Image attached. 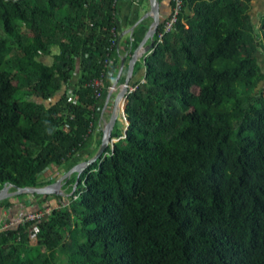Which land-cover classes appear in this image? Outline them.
Returning <instances> with one entry per match:
<instances>
[{"label":"trees","instance_id":"trees-1","mask_svg":"<svg viewBox=\"0 0 264 264\" xmlns=\"http://www.w3.org/2000/svg\"><path fill=\"white\" fill-rule=\"evenodd\" d=\"M123 1L0 0V191L44 187L95 157L125 82L106 104L113 64L130 61L145 26L119 48ZM251 11L183 0L161 42L170 15L160 22L133 69L128 125L117 120V141L63 195L24 193L51 213L0 230V264H264V15L259 28Z\"/></svg>","mask_w":264,"mask_h":264},{"label":"water","instance_id":"water-1","mask_svg":"<svg viewBox=\"0 0 264 264\" xmlns=\"http://www.w3.org/2000/svg\"><path fill=\"white\" fill-rule=\"evenodd\" d=\"M149 4H150V14L146 18L151 19L153 21V23L150 25L143 42H141L139 44L138 48H136L132 57L130 58L127 77L125 79L124 84H122L117 97L115 98V104H114V108L112 111V115H111L109 121L105 124V126L103 128V137H102L101 147H100L99 151L97 152V154L95 155V157L89 161L79 163L78 165L73 167L63 178L58 179L54 183L46 185L44 187H40V188H30V187L18 188V187H14L12 185H5L3 187V189L0 191V202L5 200V199H10V198L22 195L24 193L38 194V195H63L64 192L62 191V181L65 178L71 176V174H73V173H77L78 174L77 182H76V185H77L78 180H79V175L81 173H83L88 168L89 165H91L94 162H97L100 158H102V156L105 157L104 153L107 150V148L115 143L112 139V132H113L114 126L118 120V109L120 106V102H122L124 100V106H126L127 95L129 92V87H130V82H131L134 66L140 58H142V57H144V55L148 54L152 50V48L154 47V44L151 43L149 47L144 49V47L146 46V43H148L150 40L151 41L154 40V37H155L157 30L160 26V22H161L160 21V10H159L158 0H149ZM145 19L141 20V22L137 26H139L140 24H143ZM124 66H125V59H122L121 68L118 72V77H117L116 81L114 82L113 88L108 95L106 104L109 103L110 97L118 85V82H119V79L122 75ZM12 188H14V191H11Z\"/></svg>","mask_w":264,"mask_h":264},{"label":"crops","instance_id":"crops-1","mask_svg":"<svg viewBox=\"0 0 264 264\" xmlns=\"http://www.w3.org/2000/svg\"><path fill=\"white\" fill-rule=\"evenodd\" d=\"M254 0H252V6H253ZM148 5V10H145V5ZM159 10H160V21H165L166 19H168L169 15H170V6H169V0H162L161 3H159ZM150 14V4H149V0H124L120 5H119V16H118V21L120 23V44H119V48H121L122 50H124L125 48V42L127 39H131L132 34L135 30V27L141 22V20L145 19L146 17H148ZM153 23V21L149 18H146L143 22V24H145L144 28L140 30V42H143L144 37L146 32H148V28L150 27V25ZM136 24V25H135ZM150 46V42L146 43V46L144 47L147 48ZM124 58V57H123ZM121 63L122 62H118L117 64H113L112 68H115L116 73L120 70L121 68ZM128 68H129V62L125 64L124 68H123V72L125 74V79L127 77V73H128ZM142 70L136 74L135 76V81H139L143 76L144 73L142 74ZM111 80V84L113 85V83L115 82L116 76H114L113 78H110ZM33 199V198H32ZM10 201L14 200V198H10ZM30 204L32 203V205H29L26 202H23V205H21L18 201L14 202L16 204V206H19L20 209L18 210H23V206L24 203L27 205H29L31 207V209H34V207H36V202L33 204V201L30 199ZM35 205V206H34ZM17 210V211H18ZM26 211H29V208L25 209ZM16 211V210H14ZM6 212L8 213H12L11 210H1L0 209V222H4V220H6ZM19 212V211H18Z\"/></svg>","mask_w":264,"mask_h":264},{"label":"built area","instance_id":"built-area-1","mask_svg":"<svg viewBox=\"0 0 264 264\" xmlns=\"http://www.w3.org/2000/svg\"><path fill=\"white\" fill-rule=\"evenodd\" d=\"M173 7L171 9V14L169 19L164 23L163 25V29L161 31V33H159V42L162 41V39L164 38L165 35H167L168 33L172 32L174 30V27L176 25V23L178 22V18L182 12L183 9V0H173ZM101 85V82L97 81L95 83V86L99 87ZM135 90L134 87H130L129 88V93H132ZM122 109V117L124 118V120L127 122V118H126V114L124 112V108ZM114 142H116L117 140H113ZM52 208H46L44 210H38V211H34L32 213L29 214H22L19 215L18 218L15 219H11L9 221H4L3 224L0 226V230H7L10 229L20 223H25L28 221H39L42 219H45L46 217H48L51 213Z\"/></svg>","mask_w":264,"mask_h":264},{"label":"rangeland","instance_id":"rangeland-1","mask_svg":"<svg viewBox=\"0 0 264 264\" xmlns=\"http://www.w3.org/2000/svg\"><path fill=\"white\" fill-rule=\"evenodd\" d=\"M145 10H148V5L146 4L145 5ZM264 15V0H254V3H253V6H252V11H251V17H252V19H253V23L255 24V25H258L259 26V28H261L262 26V24H261V20L259 19L260 18V16H263ZM57 52V51H56ZM258 56H259V61H260V64H261V66H262V69L264 70V54H258ZM44 61H46L47 63H50L51 62V59H48V58H44L43 59ZM143 72H142V74L145 72V70L143 69L142 70ZM119 89V88H118ZM69 93L71 94V92L69 91ZM118 93H119V90H117L116 91V95H115V98L117 97V95H118ZM59 99V96L58 97H56L55 99H52V100H49V101H45V104L47 105V106H50L51 104H53V103H55L57 100ZM120 106H121V104H120ZM120 114V115H119ZM118 115H119V121L122 123V125H124L125 127L127 126V122L124 120V118L122 117V109L120 108V109H118ZM105 118L106 119H108L109 120V118H110V116H109V114H106L105 115ZM94 138H95V136H94ZM93 138V139H94ZM91 149L92 150H94V151H96V154H97V152L99 151V148H98V142H97V140H96V138L94 139V143H93V145L91 146ZM79 163H77L76 165H78ZM55 168H54V170L52 169H49V171H48V175L50 174H52L53 172L55 173ZM59 173H57V171H56V176L58 175ZM33 197H31V195H26V194H23V195H20L18 198H14V202H17L18 200L20 201V203H23V202H26V203H28L29 205H30V199L33 201L34 200V198L32 199ZM23 201V202H22ZM52 203H54V201L52 200ZM22 205V204H21ZM28 205V206H29ZM57 205V204H56ZM59 205V204H58ZM57 205V206H58ZM35 206V205H34ZM33 210L34 209H31V207L29 206V211L27 210H24V212H14L13 213V216H12V214L11 213H7L6 212V218L5 219H7V218H9V217H11L12 216V219H15V218H18L19 217V215H21V213L24 215V214H29V213H27V212H30V213H32L33 212Z\"/></svg>","mask_w":264,"mask_h":264},{"label":"clouds","instance_id":"clouds-1","mask_svg":"<svg viewBox=\"0 0 264 264\" xmlns=\"http://www.w3.org/2000/svg\"><path fill=\"white\" fill-rule=\"evenodd\" d=\"M121 106H119V109L120 108H124V112H125V109H126V106H124V100L122 102H120ZM120 115V114H119ZM119 115H118V119H119ZM127 125H128V121H127ZM114 140V139H113ZM112 146V145H111Z\"/></svg>","mask_w":264,"mask_h":264},{"label":"flooded vegetation","instance_id":"flooded-vegetation-1","mask_svg":"<svg viewBox=\"0 0 264 264\" xmlns=\"http://www.w3.org/2000/svg\"><path fill=\"white\" fill-rule=\"evenodd\" d=\"M65 175H66V174H65ZM65 175H64V176H65ZM71 175H72V174H71ZM61 178H63V175H62L59 179H61Z\"/></svg>","mask_w":264,"mask_h":264}]
</instances>
